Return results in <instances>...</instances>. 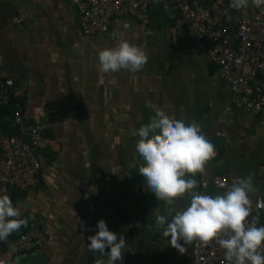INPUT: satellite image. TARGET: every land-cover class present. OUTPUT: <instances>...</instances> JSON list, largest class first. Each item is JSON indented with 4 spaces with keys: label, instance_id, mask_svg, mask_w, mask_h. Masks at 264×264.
<instances>
[{
    "label": "crops",
    "instance_id": "1",
    "mask_svg": "<svg viewBox=\"0 0 264 264\" xmlns=\"http://www.w3.org/2000/svg\"><path fill=\"white\" fill-rule=\"evenodd\" d=\"M177 18V11L153 7L151 36L137 21L128 25L121 18L107 33L85 35L67 0H0V77L15 84L0 114V132L21 136L34 123L44 127L37 183L26 191L10 189L26 224L7 243L31 224L41 240L16 264H100L104 258L86 245L101 219L125 238L118 264H192L195 243L183 254L170 247L154 221L174 211L148 193L138 174L135 133L154 109L196 122L214 144L216 158L192 177L195 191L221 176L226 187L210 186L207 193L223 194L234 179L250 176L249 218L264 199V112L233 107L230 86L205 43L172 37ZM120 40L141 48L147 63L137 72H100L98 52ZM227 107L232 109L225 113ZM16 111L21 127L11 123ZM185 203L180 198L172 207Z\"/></svg>",
    "mask_w": 264,
    "mask_h": 264
},
{
    "label": "clouds",
    "instance_id": "2",
    "mask_svg": "<svg viewBox=\"0 0 264 264\" xmlns=\"http://www.w3.org/2000/svg\"><path fill=\"white\" fill-rule=\"evenodd\" d=\"M249 3L264 6V0H229V7L241 10ZM99 71L115 73L120 70L140 71L147 63L145 52L127 40L98 52ZM149 123L135 133V144L142 164L138 174L148 193L163 201L174 211L171 217L156 216L154 223L163 227L162 236L180 254L185 245L193 243L206 247L215 243L223 250L228 264H264V226L249 220L252 178H236L223 194L209 195L195 191L197 173H203L208 162L216 158L215 146L201 133L196 122L185 123L170 118L159 109ZM186 198L185 206H172ZM26 224L7 191L0 194V242ZM94 235L88 236L87 249L102 258L100 264H118L125 238L109 230L103 219L97 221ZM107 249V251H106Z\"/></svg>",
    "mask_w": 264,
    "mask_h": 264
},
{
    "label": "built area",
    "instance_id": "3",
    "mask_svg": "<svg viewBox=\"0 0 264 264\" xmlns=\"http://www.w3.org/2000/svg\"><path fill=\"white\" fill-rule=\"evenodd\" d=\"M77 11L79 25L85 35L107 33L116 18L125 19L128 25L137 21L146 36L153 35L150 28L151 8L177 11L172 25L174 39H192L205 43L211 60L233 94V107L252 115L264 112V6L236 10L229 0H67ZM15 84L0 77V110L9 105ZM226 108V112L231 111ZM15 127L23 125L20 111L13 114ZM44 139V127L34 123L27 126L23 135L7 136L0 132V194L10 189L26 191L39 177L41 163L37 149ZM224 177H215L201 183V194H208L210 186L225 188ZM249 220L264 226V199L257 201ZM41 245L39 229L31 224L12 243L0 242V264H16V257L31 252ZM192 264H228L223 250L215 243L206 247L194 245Z\"/></svg>",
    "mask_w": 264,
    "mask_h": 264
},
{
    "label": "water",
    "instance_id": "4",
    "mask_svg": "<svg viewBox=\"0 0 264 264\" xmlns=\"http://www.w3.org/2000/svg\"><path fill=\"white\" fill-rule=\"evenodd\" d=\"M4 112V109L0 110V114H2ZM39 151V149H37V152Z\"/></svg>",
    "mask_w": 264,
    "mask_h": 264
}]
</instances>
